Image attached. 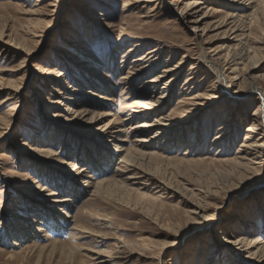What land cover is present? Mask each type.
Wrapping results in <instances>:
<instances>
[{
    "label": "bare ground",
    "instance_id": "1",
    "mask_svg": "<svg viewBox=\"0 0 264 264\" xmlns=\"http://www.w3.org/2000/svg\"><path fill=\"white\" fill-rule=\"evenodd\" d=\"M205 1L131 0L130 7L122 11L119 20L115 23L107 20L108 18L102 20L95 17V26L103 30L104 34L99 30L94 34L89 25L83 27L82 34H76V37L69 41V44L77 45L85 39L80 53L78 52L76 58L73 57L74 63L69 65L63 61L62 64L58 63L61 70L44 71V75L49 78L52 74H56L54 84L52 82V86L47 88L54 96L50 102L49 99L47 100V112L42 117V122L45 124L44 138L32 140L30 143L21 141L18 145L10 144L18 151L16 155L18 168L23 170L15 172L14 177L18 179L10 182V186L13 189L19 187L20 196L29 193L28 188L36 186L34 191L37 193L35 196L37 199L25 201V197H22L19 200L24 216L17 214L20 209L14 214L13 211L12 214L10 213L13 223L5 229V232L0 233V245L23 248L29 243L34 248L44 249L49 244L55 243L53 237L49 236L55 230L57 235L65 230L77 236V240H93L99 237L98 234L80 224L86 213L84 209L93 198L106 195L111 186L119 187L126 192H136L139 189L134 187V182L131 183L135 179L150 182L156 190L155 193H158L163 190V186L154 180L155 176L144 170L143 165L146 160L149 162L154 158L161 159L160 155L165 152L173 149L179 151L186 145L184 155L197 153L202 157L205 138L198 139L199 135L195 134L197 125L192 132L194 134L189 135L186 140L181 136L189 118L187 113L190 112L186 110L187 107L185 108L188 103L187 97L193 93V90L201 88L202 83H195L193 74L188 75L180 92L175 95L173 90L182 77L184 68L164 66L163 70L157 73L159 58L163 51H166V47L160 44L152 46L151 41L160 43L161 40L153 38L149 41L142 36V33L147 35L155 33L149 15L157 9V6H160L167 15L177 17L185 29L193 34L194 41L199 46L196 64L200 63L202 69L210 74L212 81L210 90L213 94L216 96L222 94L226 99H234L239 104L256 99V111L250 115L251 118L243 121L248 125L235 158L239 161L236 162L237 165L249 171L247 172L249 176L246 175L244 180L258 173V167L264 164V80H261L264 76L256 74L260 67V61H256V56L258 49L264 50V40L261 42L262 38L255 36L253 28L260 24L264 26V23H261L264 0H209L213 5L224 1L225 3L222 4H226L225 6L231 9V13L226 14L219 24L228 26L230 36L233 37L228 38L227 41L233 44L230 47H222L219 51H209L199 41L207 29V27L203 28L206 20L213 19L218 13L213 8L203 7ZM200 7L204 9V13L201 12ZM238 10H241V13ZM127 11L135 13L127 15ZM91 15V11L86 14L87 21L91 22ZM115 29L119 30L115 38L116 51L111 57L108 56L106 64H102L94 54L89 57L88 43L97 41L101 36L104 38V35H110ZM199 32L202 34L199 35ZM124 34L132 38L124 42ZM7 43L2 47L0 45V55L23 56L20 69L28 71L26 67L31 62L32 55L29 52H22L17 45ZM81 50H84V53ZM118 51L122 53V57L119 62L120 67L114 72L115 69L111 66L114 60L112 56ZM94 66H98L99 69H94ZM104 69H109L112 75L118 73L117 84L113 86L108 79V73H100ZM75 72L78 73V77ZM2 82L0 78V95H4L1 103L16 101L20 94L17 85L8 88L4 87ZM137 84H140V87L135 89ZM85 89L89 91L84 92ZM174 97L177 98L176 107L164 113ZM212 97L213 95H210V99ZM194 99H205V97L196 95ZM118 101L120 113H129L127 118L119 119L117 113H113V105ZM194 105L203 107L204 103H194ZM10 111H13L12 107L6 110V112ZM48 112L53 113L49 115ZM223 115V126L214 138L219 150L224 144L229 146L233 143L232 129L236 124L231 112H225ZM9 116L12 117L13 114L9 113L6 118ZM178 116L181 119L176 123L174 120ZM103 119L107 120L104 125L93 128V125L102 122ZM52 122H57V126L53 128ZM8 123H11V120H8ZM67 130L72 135L68 134ZM91 132L93 139L85 135L75 136V133L91 134ZM122 135L126 136L121 137ZM127 144L130 148L125 147ZM57 146L58 151H53ZM152 147H155V151L147 152ZM221 153L226 154L220 151L215 154L214 159L221 162L222 157L219 156ZM178 155L179 153L176 156ZM113 166L115 169L110 175ZM30 170H34L32 171L36 175L34 178L27 174ZM19 178H25L27 181H21ZM40 182L44 184L41 185ZM262 195L255 199L259 208L252 209L248 218L240 219L241 223L233 229L236 232H226L224 226L211 229L207 255L203 260H201L203 252H200V260L204 261L203 264H224V261L219 259L218 253H221L218 245L230 253L228 264H264V192ZM83 197L84 200H81ZM2 206L4 200L0 199V207ZM74 209L76 213L73 215ZM191 215H193L192 223H199L201 222L199 220L207 217L205 210L194 204ZM215 215L221 219L220 211H216ZM46 222L49 224L44 229ZM10 238H14L12 243H9ZM39 240L43 241L42 245L38 244ZM82 251L89 254L86 255L87 258L96 261V264H117L119 260L117 255L120 250L110 256L91 249L83 248ZM198 255H195L196 258L191 264H201ZM239 257H242L240 263ZM155 264L161 262L157 261Z\"/></svg>",
    "mask_w": 264,
    "mask_h": 264
},
{
    "label": "rangeland",
    "instance_id": "2",
    "mask_svg": "<svg viewBox=\"0 0 264 264\" xmlns=\"http://www.w3.org/2000/svg\"><path fill=\"white\" fill-rule=\"evenodd\" d=\"M130 2L131 0H0L1 47L8 42L19 46L22 52H29L32 55L31 62L26 67L28 71L20 69L23 56L0 55V78L4 87L12 88V85H17L20 93L16 101L8 103H1L4 95H0V199L4 200V206L0 207V233L5 232V229L13 223V218L10 219L12 211L14 214L20 209L17 214L23 215L21 211L23 207L19 201L22 197H25V201L37 199L35 197L37 193L34 191L36 186L28 188L29 193L22 196L19 195V187L13 189L10 186V182L18 179L14 177L15 172L22 170L18 168L16 158L18 151L11 145L13 143L18 145L21 141L30 143L32 140L44 138L45 124L42 122V117L47 112L46 104L54 96L47 88L52 86V82L54 84L56 78V74H52L51 78L45 76L44 71L61 70L58 63L62 64L63 61L69 65L74 63V58L77 57L85 39L77 45L69 44V41L75 38L76 34H82L84 26L90 25L94 34L98 30L104 34L103 30L95 26V17L102 20L108 18L107 20L115 23L119 20L122 11L130 7ZM222 3L225 2L221 1L213 5L206 0L203 4L205 8L210 7L218 11L213 19L206 20L203 28L207 27V29L199 40L200 44L209 51H219L222 47H230L233 44L227 41L228 38L233 37L230 36L228 26L219 24L226 14L231 13V9ZM200 10L204 13V9L200 7ZM89 11L92 14L91 22L86 18ZM238 12L241 13V10ZM133 13L135 12L127 11V15ZM149 16L155 33L150 35L142 33V36L149 41L153 38L161 40L160 43L151 41L152 46L160 44L166 47V51H163L159 58L157 73L162 71L164 66L184 68L182 77L173 90L175 95L180 92L188 75L193 74L195 83H202L201 88L193 90V93L187 97L188 103L185 101L187 103L185 108L187 107L186 110L190 112L187 113L189 118L181 133L183 140H186L189 135L194 134L192 132L197 125L195 134L199 135L198 139L205 138L202 157L197 153L184 155L186 145L179 150L180 152L173 149L160 155L161 159L154 158L149 162L146 160L143 165L144 170L155 176L154 180L163 186V190L155 193L156 190L150 182L135 179L131 183L134 182V187L139 189L136 192H126L119 187L111 186L106 195L93 198L84 209L89 215L85 213L80 224L96 232L99 237L93 240H77V236L68 231L63 230L57 235L55 230L49 235L53 237L51 238L55 243L49 244L44 249L34 248L29 243L23 248L1 244L0 264H96V261L87 258L86 255L89 254L82 251L83 248L100 251L105 256L115 255L114 253L120 250L117 264H155L157 261L161 264H191L196 254H199V258L197 257L199 262L207 255L208 238L212 228L224 226L226 232H236L233 229L241 223L240 219L248 218L252 209L259 208L255 199L257 196H263L264 164L258 167L255 176L244 180L246 175L249 176V171L237 165L238 160L235 158L248 125L243 121L251 118L250 115L256 111V99L239 104L234 99H226L222 94L218 96L213 94L210 90L212 83L210 74L202 69L200 63L196 64L199 46L194 41L193 34L185 29L177 17L167 15L160 6H157ZM261 18L263 19L261 23H264V10ZM253 29L255 36L261 37L262 42L264 35L261 34H264V26L256 25ZM118 32L119 30L115 29L110 34L111 38L107 34L104 38L101 36L97 41L88 43L90 52L87 55L91 57V54H94L102 64H106L108 56L111 57L116 51L115 38ZM201 34L199 32V35ZM130 38L132 36L124 34L123 41L128 42ZM81 52L84 53V50ZM112 57L114 60L111 66L114 67L115 72L120 67L122 53L118 51ZM256 61H260L256 74L264 76V50H257ZM98 66H94V69H99ZM109 72H111L109 69L100 71V73H108V79L114 86L118 82V73L112 75ZM76 74L78 77V73ZM261 80L263 81L264 78ZM139 87L140 84H137L135 89ZM87 91L89 90H84ZM196 95L205 99L195 100ZM210 95H213L212 99ZM194 103H204V105L195 106ZM176 105L177 98L174 97L164 113L175 108ZM9 107H12L13 111L6 112ZM119 110L118 101L113 105V113H117L119 119L128 117L129 113H120ZM228 111L236 120L235 128L232 129L234 140L231 145L224 144L219 150L214 138L223 126V114ZM9 113L13 116L6 118ZM48 113L51 115L53 112ZM180 119L181 117L178 116L174 121L179 123ZM8 120H11V123L7 124ZM106 122L107 120L103 119L102 122L93 125V128L101 127ZM52 123L53 128L57 126V122ZM67 132L71 134L68 130ZM92 134L93 132L75 133V136L85 135L91 138ZM124 136L126 135L121 137ZM111 147L114 149L113 146ZM125 147L130 148L128 144ZM154 148L147 152H154ZM53 151H58V146ZM220 151L226 152L219 155L222 157L221 162L214 159L215 154ZM114 169L115 166L112 167L110 175ZM32 171L34 170L28 171L27 174L34 178L36 175ZM58 173L60 175V172ZM19 179L27 181L25 178ZM241 179L243 180L240 181ZM40 183L44 184V182ZM192 204L205 210L206 219L199 220L201 221L199 223L191 222ZM75 211L74 209L73 215ZM216 211H220L221 219H218L217 215L214 216ZM47 224L49 222L44 223V229L47 228ZM13 240L14 238H10L9 243ZM42 243L43 241H38V244L42 245ZM217 247L221 253H218L219 259L224 261V264H228L230 253L227 249H222V246ZM200 252H203L201 260ZM238 262H242V257L238 258ZM200 263L203 264L204 261Z\"/></svg>",
    "mask_w": 264,
    "mask_h": 264
}]
</instances>
